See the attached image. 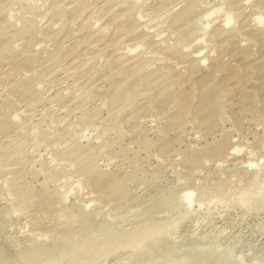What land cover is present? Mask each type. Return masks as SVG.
<instances>
[{"label": "rangeland", "instance_id": "rangeland-1", "mask_svg": "<svg viewBox=\"0 0 264 264\" xmlns=\"http://www.w3.org/2000/svg\"><path fill=\"white\" fill-rule=\"evenodd\" d=\"M48 1L7 0L5 3L6 0H0V155L3 158L7 156L6 162L5 158L0 160V177H3L0 178V250L4 257L8 256L9 259L22 255L31 247L29 241L36 236L39 245H45L53 244L52 237H57L62 231L74 233L79 230L78 221L83 219V214L94 215L91 220V232L102 231L110 224L116 225L117 221H112L115 217H121V223L130 218L135 222L145 218L148 213L155 212L157 221L161 218L164 221L167 218L168 221H159V227L162 224L164 227L153 230L157 235L149 239L151 242H147L148 235L141 236L135 247L129 245L126 250L122 247L110 252L112 254L107 252L103 258L100 257L90 264H169L184 254L191 255L189 259H199V256L210 253L211 250L216 255L218 253L226 256L237 251L236 257L230 255L236 262L239 256H242L241 259H250L257 253V249L264 248V1L73 0L66 2L65 10L62 6L51 9L54 6L52 3L55 4L59 0ZM257 4L262 6V9L255 8ZM35 6L45 7L42 8L44 11L50 9L52 12L49 10L50 14L41 15L36 12ZM95 6L100 7L98 14L92 13ZM55 11L58 14L53 13ZM61 12L65 19L62 18ZM58 16L61 21L57 19ZM89 16L91 20L86 19L90 18ZM52 17L54 21L51 26ZM4 21H10L11 25L10 22L7 25ZM110 21L111 24H108ZM54 23L57 25L54 26ZM58 25L61 27H57ZM51 27L55 28V31H51ZM21 30L25 31L24 34ZM231 30L235 32L229 33ZM1 40L4 41L3 45ZM11 45H15V49ZM149 54H153V57H149ZM89 58L93 60L90 61ZM26 60L28 62H25ZM37 83L39 87L35 85ZM36 96L38 99L34 98ZM117 107H120V110ZM35 115H39L38 118ZM7 116H10L9 119ZM52 143H55L56 147ZM85 154L86 157L93 154L96 163L87 164L84 160ZM77 158L82 160L84 165L81 169L74 167L72 170L70 166ZM107 174L110 176H106ZM111 187L119 188V191L110 193ZM161 191L170 192L171 196L164 192L163 195L168 199L163 198L161 201L164 197ZM157 194L161 197L158 195L156 198ZM35 208L36 210H33ZM62 212L67 214L68 220H57ZM57 225L60 227H56ZM114 228L123 230L121 225ZM241 242H245V245ZM238 246L246 248L243 247L242 250V247L239 249ZM141 247L146 248V251ZM248 247L252 249L249 250ZM248 259L246 260L249 261ZM245 261L238 263L248 264Z\"/></svg>", "mask_w": 264, "mask_h": 264}, {"label": "bare ground", "instance_id": "bare-ground-1", "mask_svg": "<svg viewBox=\"0 0 264 264\" xmlns=\"http://www.w3.org/2000/svg\"><path fill=\"white\" fill-rule=\"evenodd\" d=\"M32 1V0H31ZM36 1V0H35ZM40 1V0H39ZM44 1H48V0H44ZM55 1V0H54ZM67 1H73V0H59L58 2L56 1V3L55 4H53L52 3V5H54L53 6V8H51V9H55V8H57V7H59V6H62L63 8L62 9H66V7H67ZM105 2H106V0H104ZM128 1V0H127ZM150 1V0H149ZM192 1V0H191ZM198 1V0H197ZM204 1V0H203ZM264 1V0H263ZM2 2V1H1ZM11 2H13V1H11ZM49 2V1H48ZM76 2V1H75ZM103 2V1H102ZM105 2L103 3V4H105ZM111 2V1H110ZM123 2V1H122ZM167 2V1H166ZM175 2V1H174ZM182 2V1H181ZM187 2V1H186ZM202 2V1H201ZM4 3V1L2 2V4ZM5 3H7V0H6V2ZM36 3V2H35ZM66 3V4H65ZM121 3V2H120ZM125 3H127V2H125ZM152 3V2H151ZM170 3V2H169ZM194 3V2H193ZM238 3H240V2H238ZM37 4V3H36ZM42 4H44L43 2H42ZM45 4H46V2H45ZM74 4V3H73ZM76 4V3H75ZM114 4V3H113ZM163 4V3H162ZM167 4V3H166ZM171 4V3H170ZM169 4V5H170ZM174 4H176V2L174 3ZM177 4H179V3H177ZM188 4V3H187ZM201 4V3H200ZM204 4V3H203ZM202 4V5H203ZM237 4V3H236ZM258 4H260L259 2H258ZM258 4H257V6H255V8L256 7H258V9L259 8H261L262 9V6H258ZM263 4H264V2H263ZM33 5V4H32ZM40 5V4H39ZM108 5H109V3H108ZM107 5V6H108ZM112 5V4H111ZM123 5V4H122ZM153 5V4H152ZM155 5V4H154ZM160 5H161V3H160ZM168 5V6H169ZM172 5V4H171ZM184 5V4H183ZM192 5V4H191ZM16 6V5H15ZM14 6V7H15ZM22 6H24V5H22ZM37 6V5H36ZM35 6V8H36V12L38 11V13H40L41 15H46V14H50V11L52 12V10H50V9H48V8H46V9H48V10H46V11H44L43 9L45 8H43L42 6V8H38V7H36ZM71 6V5H70ZM103 6V5H102ZM114 6V5H113ZM119 6H121V5H119ZM118 6V7H119ZM146 6V5H145ZM157 6V5H156ZM182 6V5H181ZM190 6V5H189ZM6 7V6H5ZM18 7V6H17ZM31 7V6H30ZM49 7V6H48ZM104 7V6H103ZM136 7V6H135ZM134 7V8H135ZM161 7V6H160ZM164 7V6H163ZM173 7V6H172ZM171 7V8H172ZM194 7V6H193ZM205 7H206V4H205ZM244 7V6H243ZM242 7V8H243ZM27 8H29V7H27ZM34 8V9H35ZM114 8V7H113ZM157 8V7H156ZM165 8H167V7H165ZM245 8H246V6H245ZM264 8V7H263ZM5 9V11L7 10V8H4ZM13 9H15V8H13ZM25 9V8H24ZM61 9V8H60ZM100 9V7L98 6H95L94 7V9H92L93 11H92V13H97L98 12V10ZM102 9V8H101ZM105 9V8H104ZM106 9H107V7H106ZM118 9V8H117ZM116 8H115V10H117ZM120 9V8H119ZM132 9V8H131ZM136 9V8H135ZM144 9V8H143ZM154 9V8H153ZM158 9H159V7H158ZM184 9V8H183ZM186 9H187V6H186ZM189 9V8H188ZM196 9H197V7H196ZM222 9V8H221ZM248 9V8H247ZM260 9V10H261ZM21 10V9H20ZM26 10V9H25ZM28 10V9H27ZM50 10V11H49ZM110 10H111V8H110ZM114 10V9H113ZM124 10V9H123ZM134 10V9H133ZM140 10V9H139ZM146 10V9H145ZM167 10H169V8L167 9ZM185 10V9H184ZM193 10V9H192ZM245 10V9H244ZM254 10H257V9H254ZM2 11V10H1ZM5 11H4V14H5ZM11 11V10H10ZM9 11V12H10ZM30 11H31V9H30ZM34 10H33V8H32V12H33ZM54 11V10H53ZM60 11H62V10H60ZM129 11V10H128ZM131 11V10H130ZM158 11V10H157ZM160 11V10H159ZM183 11V10H182ZM187 11V10H186ZM257 11H259V10H257ZM8 12V13H9ZM21 12H22V10H21ZM57 12H59V10L57 11ZM56 11L55 12H53V13H57ZM62 12H64V11H62ZM62 12H61V14H62ZM66 12H68V11H66ZM114 12V11H113ZM112 12V13H113ZM136 12V11H135ZM141 12V11H140ZM142 12H143V10H142ZM164 12V11H163ZM166 12V11H165ZM189 12H190V10H189ZM189 12H188V14H189ZM192 12V11H191ZM246 12V11H245ZM14 13V12H13ZM16 13V12H15ZM26 13V12H25ZM75 13V12H74ZM91 13V14H92ZM127 13V12H126ZM125 13V14H126ZM187 13V12H186ZM185 13V14H186ZM194 13V12H193ZM192 13V14H193ZM3 14V15H4ZM27 14V13H26ZM29 14V13H28ZM58 14V13H57ZM90 14V15H91ZM94 14H93V17H94ZM98 14V13H97ZM118 14V13H117ZM133 14V13H132ZM148 14V13H147ZM147 14H145V15H147ZM157 14V13H156ZM165 14V13H164ZM164 14H162L161 13V15H164ZM181 14H183V13H181ZM7 15V14H6ZM6 15L4 16V17H6ZM24 15V14H23ZM37 15V14H36ZM56 15V14H55ZM54 14H53V16H55ZM69 15H71V14H69ZM109 15V14H108ZM124 15V14H123ZM144 15V14H143ZM160 15V16H161ZM28 16V15H27ZM26 16V17H27ZM61 16H63V14L61 15ZM111 16V15H110ZM132 16V15H131ZM135 16H136V13H135ZM182 16V15H181ZM183 16H185V15H183ZM187 16V15H186ZM192 16V15H191ZM212 16V15H211ZM253 16V15H252ZM14 17V16H13ZM32 17V16H31ZM30 17V18H31ZM36 17V16H35ZM74 17H76V16H74ZM90 17V16H89ZM91 17H92V15H91ZM91 17L90 18H86L87 20H91ZM126 17V16H125ZM129 17V16H128ZM127 17V18H128ZM142 17V16H141ZM214 17V16H213ZM8 18V17H7ZM54 18H56V17H54ZM61 18V17H60ZM62 18H64V16L62 17ZM95 18H96V16H95ZM110 18V17H109ZM114 18V17H113ZM132 18V17H131ZM138 18V17H137ZM184 18V17H183ZM188 18V17H187ZM210 18V17H209ZM46 19V18H45ZM50 19H53V17L52 18H50ZM57 19H59V16L57 17ZM57 19H55V20H57ZM65 19V18H64ZM94 19V18H93ZM107 19V18H106ZM120 19H121V17H120ZM133 19V18H132ZM8 20V19H7ZM38 20V19H37ZM41 20V19H40ZM60 21H61V19H59ZM117 20V19H116ZM116 20H114V21H116ZM125 20V19H124ZM127 20H129V19H127ZM126 20V21H127ZM141 20V19H140ZM144 20V19H143ZM172 20V19H171ZM180 20L182 21V19L180 18ZM230 20V19H229ZM264 20V19H263ZM11 21H13V20H11ZM41 21H43V20H41ZM40 21V22H41ZM54 21V19L51 21V26H52V22ZM66 21V20H65ZM119 21V20H118ZM132 21V20H131ZM176 21V20H175ZM179 21V20H178ZM227 21V20H226ZM2 22V21H1ZM4 22H6L7 23V25H8V22H10V21H4ZM18 22V21H17ZM63 22H64V20H63ZM104 22V21H103ZM117 22V21H116ZM121 22V21H120ZM138 22V21H137ZM189 22V21H188ZM187 22V23H188ZM207 21L205 20V23H206ZM259 22H260V20H259ZM6 23H4L5 24V26L4 27H6ZM47 23V22H46ZM66 23V22H65ZM127 23H128V21H127ZM139 23H140V21H139ZM164 23H166V22H164ZM177 23V22H176ZM217 23V22H216ZM226 23V22H225ZM264 23V22H263ZM10 25H11V22L9 23ZM13 24V23H12ZM20 24V23H19ZM41 24H42V22H41ZM55 24L57 25V23H54V26H55ZM72 24V23H71ZM103 24V23H102ZM108 24H111V21H110V23H108ZM115 24V23H114ZM144 24H145V22H144ZM180 24V23H179ZM230 24V23H229ZM16 25V24H15ZM47 25V24H46ZM60 25V24H59ZM57 26V27H61V26ZM64 25V24H63ZM84 25V24H83ZM98 25V24H97ZM101 25V24H100ZM127 25V24H126ZM139 25V24H138ZM189 25H192V24H190L189 23ZM188 25V26H189ZM208 25V24H207ZM0 26H2V24L0 23ZM22 26V25H21ZM53 26V27H54ZM69 26V25H68ZM71 26V25H70ZM125 26V25H124ZM142 26V25H141ZM169 26H171V25H169ZM185 26V25H184ZM195 26V25H194ZM230 26V25H229ZM25 27H27V26H25ZM31 27V26H30ZM29 27V28H30ZM35 27H36V24H35ZM34 27V28H35ZM95 27H97V26H95ZM122 27V26H121ZM143 27H144V25H143ZM168 27V26H167ZM192 27V26H191ZM227 27V26H226ZM233 27V26H232ZM236 27V26H235ZM263 27V26H262ZM9 28V27H8ZM28 28V27H27ZM67 28H69V27H67ZM79 28V27H78ZM140 28V27H139ZM173 28H174V26H173ZM175 28H177V27H175ZM228 28V27H227ZM3 29V28H2ZM20 29V28H19ZM21 29H24L23 27H21ZM50 29V28H49ZM52 29L55 31V28H52L51 27V31H52ZM180 29V28H179ZM192 29V28H191ZM190 29V30H191ZM234 29H236V28H234ZM10 30V29H9ZM8 30V31H9ZM25 30H26V28H25ZM35 30V29H34ZM37 30V29H36ZM75 30H77V28L75 29ZM79 30V29H78ZM85 30V29H84ZM114 30V29H113ZM116 30V29H115ZM120 30V32H121V29H119ZM118 30V31H119ZM137 30V29H136ZM135 30V31H136ZM144 30V29H143ZM167 30H169V29H167ZM221 30H222V27H221ZM228 30V29H227ZM226 30V31H227ZM3 31H5V30H3ZM23 31L24 30H21V32L23 33ZM26 31H28V29L26 30ZM40 31V30H39ZM42 31H43V29H42ZM56 31H57V29H56ZM82 31V30H81ZM87 31V30H86ZM112 31V30H111ZM145 31V30H144ZM176 31V30H175ZM224 31V30H223ZM5 32H7V31H5ZM25 32V31H24ZM29 32H30V30H29ZM36 32V31H35ZM62 32V31H61ZM75 32V31H74ZM79 32V31H78ZM77 32V33H78ZM85 32V31H84ZM93 32V31H92ZM106 32V31H105ZM146 32V31H145ZM233 32H235V30H231L229 33H232L233 34ZM12 33V32H11ZM38 34H39V32H37ZM43 33V32H42ZM119 33V32H118ZM171 33V32H170ZM189 33V32H188ZM194 33V32H193ZM192 33V34H193ZM196 33V32H195ZM227 33V32H226ZM229 33H228V35H229ZM2 34V33H1ZM8 33H6L5 35H7ZM24 34V33H23ZM27 34H28V32H27ZM33 34H34V32H33ZM37 34V35H38ZM51 34H53V33H51ZM111 34V33H110ZM124 34V33H123ZM191 34V33H190ZM197 34V33H196ZM262 34V33H261ZM2 35H4V34H2ZM11 35V34H10ZM13 35V34H12ZM17 35V34H16ZM26 35V34H25ZM41 35V34H40ZM78 35V34H77ZM76 35V36H77ZM119 35H121V33L119 34ZM136 35V34H135ZM1 36V35H0ZM8 36V35H7ZM14 36V35H13ZM21 36H24V35H21ZM31 36V35H30ZM56 36V35H55ZM59 36V35H58ZM151 36V35H150ZM174 36V35H173ZM193 36V35H192ZM259 36H260V34H259ZM26 37V36H25ZM43 37H44V35H43ZM114 37V36H113ZM134 37V36H133ZM228 37V36H227ZM260 37H262V36H260ZM260 37H258V38H260ZM1 38V37H0ZM14 38V37H13ZM12 38V39H13ZM30 38V37H29ZM38 38V37H37ZM37 38H35V39H37ZM94 37H92V39H93ZM131 38H132V36H131ZM149 38V37H148ZM166 38V37H165ZM191 38V37H190ZM223 38V37H222ZM224 38H226L225 37V35H224ZM6 39H7V37H6ZM9 39V38H8ZM14 39H16V37L14 38ZM56 39V38H55ZM55 39H53V41L52 42H54L55 41ZM95 39V38H94ZM100 39V38H99ZM113 39V38H112ZM123 39H124V37H123ZM139 39V38H138ZM193 39H194V37H193ZM197 39V38H196ZM242 39V38H241ZM28 40H30V39H28ZM38 40V39H37ZM42 40H43V38H42ZM50 40V39H49ZM48 40V41H49ZM73 40V39H72ZM91 40V39H90ZM101 40L103 41V38H101ZM125 40V39H124ZM143 40H144V38H143ZM147 40V39H146ZM145 40V41H146ZM162 40H163V38H162ZM237 40V39H236ZM14 41H16V40H14ZM20 41V40H19ZM18 41V42H19ZM36 41V40H35ZM39 41V40H38ZM46 41V40H45ZM93 41V40H92ZM100 41V40H99ZM101 41V42H102ZM113 41H114V39H113ZM122 40H120V42H121ZM125 41H127V40H125ZM152 40H150V42H151ZM161 41V40H160ZM7 42V41H6ZM9 42V41H8ZM22 42H24V41H22ZM27 42V41H26ZM25 42V43H26ZM29 42V41H28ZM37 42V41H36ZM44 42V41H43ZM52 42H50V43H52ZM90 42V41H89ZM133 42V41H132ZM136 42V40L133 42V43H135ZM140 42V41H139ZM166 42V41H165ZM170 42V41H169ZM2 43H4V41L2 42V40H1V44ZM12 43L14 44V43H16V42H13L12 41ZM39 43V42H38ZM50 43H49V45H50ZM77 43V42H76ZM76 43H74V45L76 44ZM80 43V42H79ZM117 43V42H116ZM142 43V42H141ZM152 43V42H151ZM161 43V42H160ZM159 43V44H160ZM166 43H168V42H166ZM165 43V44H166ZM179 43H181L180 42V40H179ZM200 43H201V41H200ZM241 43V42H240ZM248 43V42H247ZM17 44V43H16ZM53 44V43H52ZM64 44V43H63ZM89 44V43H88ZM121 43H119V45H120ZM138 44V43H137ZM137 44H136V46H137ZM143 44V43H142ZM152 44H154V43H152ZM158 44V45H159ZM204 44V43H203ZM3 45V44H2ZM20 45V44H19ZM29 45V44H28ZM37 45V44H36ZM39 45V44H38ZM43 45V44H42ZM48 45V46H49ZM58 45V44H57ZM87 45V44H86ZM92 45V44H91ZM90 45V46H91ZM128 45V44H127ZM146 45V44H145ZM144 45V46H145ZM158 45H157V47H158ZM179 45V44H178ZM210 45V44H209ZM243 45H244V43H243ZM6 46H8V45H6ZM5 46V47H6ZM15 46V45H14ZM13 46V47H14ZM83 46V45H82ZM134 46V45H133ZM139 46V45H138ZM160 46V45H159ZM186 46V45H185ZM204 46H205V44H204ZM11 47H12V45H11ZM12 47V48H13ZM17 47H18V45H17ZM24 47V46H23ZM32 47V46H31ZM31 47H30V49H31ZM34 47V46H33ZM33 47H32V49H33ZM38 47H40V46H38ZM53 47V46H52ZM59 47V46H58ZM79 47H80V45H79ZM93 47V46H92ZM109 47V46H108ZM122 47H124V46H122ZM173 47H176V46H173ZM182 47H183V45H182ZM187 47V46H186ZM188 47H190V46H188ZM241 47V46H240ZM7 48V47H6ZM9 48V47H8ZM21 48V47H20ZM27 48V47H26ZM29 48V47H28ZM36 48H37V46H36ZM81 48V47H80ZM84 48V47H83ZM87 48V47H86ZM91 48V47H90ZM136 48V47H135ZM162 48H163V46H162ZM169 48H171L172 49V47H169ZM177 48V47H176ZM180 48V47H179ZM191 48V47H190ZM4 49V48H3ZM14 49H15V47H14ZM14 49H13V51H14ZM29 49V50H30ZM34 49H35V47H34ZM41 49V48H40ZM82 49V48H81ZM155 51L157 50V49H155V48H153ZM175 49V48H174ZM185 49V48H184ZM186 49H188V48H186ZM226 49V48H225ZM7 50V49H6ZM10 50V49H9ZM8 50V51H9ZM12 50V49H11ZM28 50V51H29ZM37 50V49H36ZM79 50V49H78ZM97 50H99L98 48H97ZM135 50V49H134ZM134 50L132 51L133 52V54H134ZM144 50V49H143ZM152 50V49H151ZM153 50V51H154ZM223 50V49H222ZM227 50V49H226ZM7 51V52H8ZM26 51V50H25ZM24 51V52H25ZM73 51V50H72ZM136 51V50H135ZM171 51V50H170ZM184 51V50H183ZM189 51V50H188ZM191 51V50H190ZM189 51V52H190ZM214 51V50H213ZM212 51V52H213ZM1 52V51H0ZM31 51H29V53H30ZM54 52V51H53ZM86 52V51H85ZM167 52V51H166ZM186 52H187V50H186ZM204 52V51H203ZM14 53V52H13ZM27 53V52H26ZM77 53V52H76ZM115 53V52H114ZM122 53V52H121ZM148 53V52H147ZM153 53V52H152ZM184 53V52H183ZM214 53V52H213ZM3 54V53H2ZM55 54V53H54ZM65 54V53H64ZM162 54V53H161ZM21 55V54H20ZM27 55V54H26ZM29 55V54H28ZM27 55V56H28ZM35 55V54H34ZM33 55V56H34ZM113 55V54H112ZM122 55V54H121ZM137 55V54H136ZM146 55V54H145ZM144 55V56H145ZM151 54H149L148 56L149 57H153L152 55L150 56ZM171 55V54H170ZM196 55V54H195ZM195 55H194V57H195ZM211 56H212V54H210ZM214 55V54H213ZM23 56V55H22ZM25 56V55H24ZM30 56V55H29ZM45 56V55H44ZM43 55H42V57H44ZM143 56V57H144ZM154 56H156V54L154 55ZM191 56V55H190ZM26 57V56H25ZM56 57V56H55ZM60 57V56H59ZM137 57H138V55H137ZM196 57H197V55H196ZM30 58H32V57H30ZM53 58V57H52ZM95 58V57H94ZM111 58H113V57H111ZM115 58V57H114ZM135 58H136V56H135ZM142 58V57H141ZM145 58V57H144ZM186 58V57H185ZM216 58V57H215ZM19 59V58H18ZM45 59H47V58H43V60H45ZM57 59V58H56ZM75 59V58H74ZM78 59V58H77ZM81 59V58H80ZM79 59V60H80ZM134 59V58H133ZM147 59V58H146ZM145 59V60H146ZM152 59V58H151ZM190 59V58H189ZM189 59H187V60H189ZM197 59V58H196ZM30 59H28V61H29ZM60 60H61V58H60ZM89 60L90 61H92L91 60V58H89ZM111 60H113V59H111ZM137 60V59H136ZM153 60V59H152ZM157 60V59H156ZM193 60V59H192ZM200 60V59H199ZM27 60L25 61V62H28ZM50 61V60H49ZM51 61H52V59H51ZM57 61V60H56ZM89 61V62H90ZM135 61V60H134ZM14 62V61H13ZM18 62L19 61H17V65H18ZM73 62H75V61H73ZM78 62V61H77ZM88 62V61H87ZM88 62V63H89ZM116 62V61H115ZM138 62V61H137ZM146 62L148 63L149 61H147L146 60ZM196 62V61H195ZM198 62V61H197ZM202 62V61H201ZM205 62V61H204ZM8 63V62H7ZM23 63V62H22ZM21 63V66L23 65ZM49 64H52V62L50 63V62H48ZM70 63V62H69ZM91 63V62H90ZM89 63V64H90ZM190 63V62H189ZM206 63V62H205ZM35 64V63H34ZM38 64H40V63H38ZM47 64V63H46ZM75 64V63H74ZM77 64V63H76ZM83 64V63H82ZM89 64L87 65V66H89ZM149 64V63H148ZM168 64V63H167ZM176 64V63H175ZM198 63H196V65H197ZM202 64H204L203 62H202ZM20 65V64H19ZM55 65H57V63H55ZM92 65H94V64H92ZM127 65V64H126ZM137 65V64H136ZM136 65H134V66H136ZM143 65V64H142ZM144 65L147 67V65L144 63ZM143 65V66H144ZM14 66V65H13ZM16 66V65H15ZM78 66V65H77ZM129 66V65H128ZM127 66V67H128ZM201 66V65H200ZM2 67H3V65H2ZM82 67V66H81ZM125 67V66H124ZM130 67H131V63H130ZM179 67H181V66H179ZM184 67V66H183ZM52 68V67H51ZM50 68V69H51ZM55 68H57V66L55 67ZM60 68V67H59ZM76 68V67H75ZM91 68V67H90ZM132 68V67H131ZM130 68V69H131ZM144 69H145V67H143ZM8 69H9V67H8ZM7 69V70H8ZM16 69V68H15ZM46 69V68H45ZM48 69V68H47ZM84 69H85V67H84ZM83 69V70H84ZM87 69H88V67H87ZM105 69V68H104ZM124 69V68H123ZM134 69V68H133ZM139 69V68H138ZM142 68H140L139 70H141ZM147 69V68H146ZM159 69V68H158ZM49 70V69H48ZM54 70V69H53ZM52 70V71H53ZM89 70V69H88ZM120 70V69H119ZM156 70H157V68H156ZM176 70H178V68L176 69ZM186 70V69H185ZM6 71V70H5ZM16 71V70H15ZM18 71V70H17ZM23 70H21V72H22ZM38 71H39V69H38ZM51 71V72H52ZM90 71V70H89ZM99 71V70H98ZM132 71V70H131ZM130 71V72H131ZM146 71V70H145ZM159 71H160V69H159ZM13 72H14V70H13ZM20 72V71H19ZM20 72V73H21ZM28 72V71H27ZM33 72V71H32ZM59 72V71H58ZM84 72H86V71H84ZM88 72V71H87ZM97 72V71H96ZM101 72V71H100ZM115 72V71H114ZM123 72H124V70H123ZM125 72H126V70H125ZM155 72H157V71H155ZM155 72H153V74L155 73ZM3 73V72H2ZM12 73V72H11ZM30 73V72H29ZM35 73V72H34ZM37 73V72H36ZM90 73H92V72H90ZM95 73V72H94ZM117 73V72H116ZM120 73V72H119ZM119 73H117V74H119ZM121 73H122V71H121ZM127 73H129V72H127ZM127 73H126V75H127ZM24 74V73H23ZM32 74V73H31ZM30 74V75H31ZM46 74V73H45ZM77 74V73H76ZM123 74V73H122ZM125 74V73H124ZM134 74V73H133ZM148 74V73H147ZM156 74V73H155ZM1 75V74H0ZM9 75V74H8ZM60 75V74H59ZM86 76H88L87 74H85ZM149 75V74H148ZM147 75V76H148ZM167 75V74H166ZM25 76H28V75H25ZM46 76V75H45ZM85 76V77H86ZM90 76V75H89ZM122 76V75H121ZM134 76H135V74H134ZM8 77H10V76H8ZM58 77V76H57ZM84 77V76H83ZM84 77V78H85ZM127 77V76H126ZM132 77H133V75H132ZM136 77V76H135ZM138 77V76H137ZM150 77V76H149ZM43 78H45V77H43ZM52 78V77H51ZM88 78V77H87ZM159 78V77H158ZM37 79V78H36ZM93 79V78H92ZM125 79V78H124ZM131 79V78H130ZM134 79V78H133ZM138 79V78H137ZM163 79V78H162ZM165 79V78H164ZM167 79V78H166ZM165 79V80H166ZM11 80V79H10ZM18 80V79H17ZM132 80V79H131ZM131 80H130V82H131ZM136 80V79H135ZM141 80V79H140ZM140 80H138L139 82H141ZM145 80V79H144ZM157 80V79H156ZM23 81H25V80H23ZM28 81V80H27ZM33 81V80H32ZM104 81V80H103ZM114 81V80H113ZM137 81V82H138ZM16 82V81H15ZM39 82H40V80H39ZM89 82H91V81H89ZM89 82H87V84L89 83ZM93 82V81H92ZM126 82V81H125ZM124 82V83H125ZM129 82V81H128ZM145 82H147L146 80H145ZM154 82V81H153ZM170 82V81H169ZM35 83V82H34ZM48 83V82H47ZM131 83H133V82H131ZM166 83V82H165ZM171 83V82H170ZM31 84V83H30ZM90 84V83H89ZM141 84V83H140ZM139 84V85H140ZM7 85V84H6ZM12 85V84H11ZM35 85H38V87L40 86L38 83L37 84H35ZM47 85H49V84H47ZM109 84H107V86H108ZM111 85V84H110ZM141 85H143V84H141ZM154 85V84H153ZM168 85V84H167ZM174 85V84H173ZM29 86H31V85H29ZM54 86V85H53ZM112 86V85H111ZM137 86H138V84H137ZM7 87V86H6ZM35 87V86H34ZM81 87V86H80ZM95 87V86H94ZM127 87V86H126ZM125 87V88H126ZM136 87V86H135ZM15 88V87H14ZM13 88V89H14ZM21 88V87H20ZM23 88H24V86H23ZM49 88V87H48ZM166 88V87H165ZM174 88V87H173ZM5 89V88H4ZM37 89V88H36ZM75 89V88H74ZM116 89H117V87H116ZM121 89V88H120ZM168 89V88H167ZM216 89V88H215ZM10 90V89H9ZM12 90V89H11ZM18 90H19V88H18ZM17 90V91H18ZM80 90H81V88H80ZM91 90V89H90ZM142 90V89H141ZM169 90V89H168ZM16 91V92H17ZM23 91V90H22ZM49 91V90H48ZM75 91V90H74ZM119 91V90H118ZM3 92V91H2ZM19 92H21V91H19ZM31 92V91H30ZM43 92V91H42ZM45 92H47V91H45ZM83 92V91H82ZM142 92V91H141ZM122 93H123V91H122ZM170 93V92H169ZM22 94H23V92H22ZM31 94V93H30ZM29 94V95H30ZM75 94H76V92H75ZM79 94H80V92H79ZM116 94V93H115ZM155 94V93H154ZM160 94V93H159ZM2 95V94H1ZM5 95H6V93H5ZM8 95H9V92H8ZM13 95V94H12ZM114 95V94H113ZM125 95V94H124ZM147 95V94H146ZM4 96V95H3ZM10 96V95H9ZM9 96H7V97H9ZM25 96V95H24ZM33 96V95H32ZM128 96V95H127ZM28 98H29V96H28ZM34 98H37V96L36 97H34ZM46 98V97H45ZM114 98V97H113ZM30 99V98H29ZM38 99V98H37ZM36 99V100H37ZM59 99V98H58ZM112 99V98H111ZM126 98H124V100H125ZM12 100H13V98H12ZM17 100V99H16ZM79 100V99H78ZM82 100V99H81ZM87 100V99H86ZM165 100V99H164ZM25 101V100H24ZM34 101V100H33ZM42 101V100H41ZM88 101V100H87ZM111 101V100H110ZM110 101H109V103H110ZM166 101H167V99H166ZM45 102V101H44ZM74 102V101H73ZM79 102V101H78ZM83 102H84V100H83ZM112 102V101H111ZM169 102H170V100H169ZM46 103V102H45ZM108 103V104H109ZM132 103V102H131ZM17 104V103H16ZM15 104V105H16ZM44 104V103H43ZM92 104V103H91ZM100 104V103H99ZM105 104V103H104ZM107 104V105H108ZM111 104V103H110ZM113 104H114V102H113ZM116 104V103H115ZM118 104V103H117ZM124 104V103H123ZM126 104H128V103H126ZM125 104V105H126ZM6 105V104H5ZM32 105V104H31ZM35 105V104H34ZM62 105V104H61ZM87 105V104H86ZM101 105V104H100ZM121 105V104H120ZM132 105V104H131ZM168 105H169V103H168ZM19 106V105H18ZM85 106V105H84ZM102 106V105H101ZM118 106V105H117ZM121 106H123V105H121ZM42 107V106H41ZM55 107V106H54ZM66 107V106H65ZM71 107V106H70ZM124 107V106H123ZM126 107V106H125ZM165 107V106H164ZM173 107V106H172ZM7 108V107H6ZM26 108V107H25ZM35 108V107H34ZM63 108H64V105H63ZM105 108V107H104ZM108 109H109V107H107ZM118 108V110H120L119 108L120 107H117ZM130 108V107H129ZM132 108V107H131ZM193 108V107H192ZM14 109V108H13ZM32 109H33V107H32ZM36 109V108H35ZM68 109V108H67ZM70 109V108H69ZM98 109V108H97ZM140 109V108H139ZM26 110V109H25ZM30 110V109H29ZM41 110H42V108H41ZM74 110V109H73ZM104 110V109H103ZM130 110V109H129ZM128 110V111H129ZM7 111H9V110H7ZM67 111V110H66ZM108 111V110H107ZM109 111H110V109H109ZM159 111V110H158ZM16 112V111H15ZM54 112V111H53ZM62 112V111H61ZM68 112V111H67ZM78 112V111H77ZM8 113V112H7ZM22 113V112H21ZM33 113V112H32ZM64 113H66V112H64ZM69 113V112H68ZM109 113V112H108ZM40 114V113H39ZM78 114V113H77ZM121 114H122V112H121ZM24 115H25V113H24ZM53 115V114H52ZM54 115H56V114H54ZM71 115H73V114H71ZM109 115H111V114H109ZM115 115V114H114ZM113 115V116H114ZM1 116V115H0ZM6 116V115H5ZM36 116V115H35ZM39 116V115H38ZM38 116H36L37 118H38ZM81 116V115H80ZM118 116V115H117ZM8 117V116H7ZM10 117V116H9ZM9 117H8V119H9ZM25 117V116H24ZM70 117V116H69ZM77 117V116H76ZM85 117H87V116H85ZM94 117V116H93ZM122 117V116H121ZM130 117V116H129ZM133 117V116H132ZM137 117V116H136ZM12 118V117H11ZM14 118H15V116H14ZM13 118V119H14ZM18 118V117H17ZM16 118V119H17ZM26 118V117H25ZM71 118V117H70ZM91 118H92V116H91ZM90 118V119H91ZM112 118V117H111ZM119 118V117H118ZM131 118V117H130ZM4 119H6V118H4ZM76 119V118H75ZM82 119V118H81ZM108 119V118H107ZM132 119V118H131ZM130 119V120H131ZM135 119V118H134ZM1 120V119H0ZM118 120V119H117ZM203 120V119H202ZM13 121H15V120H13ZM25 121V120H24ZM63 121H64V119H63ZM77 121V120H76ZM2 122H3V120H2ZM5 122V121H4ZM106 122V121H105ZM14 123V122H13ZM16 123H17V121H16ZM24 123V122H23ZM68 123V122H67ZM70 123V122H69ZM76 123V122H75ZM107 123H109V122H107ZM174 123V122H173ZM8 124V123H7ZM22 124V123H21ZM28 124V123H27ZM59 124V123H58ZM71 124V123H70ZM105 124V123H104ZM2 125H4V124H2ZM9 125H11V124H9ZM62 125V124H61ZM125 125V124H124ZM18 125H16V128H18L17 127ZM73 126V125H72ZM83 126V125H82ZM109 126V125H108ZM2 127V126H1ZM0 127V128H1ZM10 127V126H9ZM14 127V126H13ZM27 127V126H26ZM39 127V126H38ZM61 127V126H60ZM64 127V126H63ZM121 127V126H120ZM22 128V127H21ZM24 128V127H23ZM41 128V127H40ZM107 128V127H106ZM105 128V129H106ZM11 129V128H10ZM58 129V128H57ZM64 129V128H63ZM86 129H87V127H86ZM23 130H25V129H23ZM22 130V131H23ZM47 130V129H46ZM49 130V129H48ZM51 130V129H50ZM140 130V129H139ZM0 131L2 132V130L0 129ZM18 131V130H17ZM20 131V130H19ZM42 131V130H41ZM80 131V130H79ZM85 131V130H84ZM83 130H82V132H84ZM110 131H112V130H110ZM5 131H3V133H4ZM14 132V131H13ZM25 132V131H24ZM57 132V131H56ZM65 132H67V131H65ZM81 132V133H82ZM116 132V131H115ZM6 133V132H5ZM4 133V134H5ZM23 133V132H22ZM26 133V132H25ZM34 133V132H33ZM54 133H55V131H54ZM73 133V132H72ZM80 133V135H82ZM125 133V132H124ZM14 134V133H13ZM41 134V133H40ZM39 134V135H40ZM86 134V133H85ZM184 134V133H183ZM1 135H3V134H1ZM25 135V134H24ZM34 135V134H33ZM54 135V134H53ZM53 135H51V136H53ZM58 135V134H57ZM84 135V134H83ZM178 135V134H177ZM5 136V135H4ZM3 136V137H4ZM9 136H10V134H9ZM19 136H21V135H19ZM69 136V135H68ZM75 136V135H74ZM73 136V137H74ZM17 137V136H16ZM16 137H14V138H16ZM22 137V136H21ZM24 137V136H23ZM22 137V138H23ZM47 137V136H46ZM50 137V136H49ZM49 137H47V138H49ZM61 137V136H60ZM77 137V136H76ZM166 137V136H165ZM10 138V137H9ZM37 138V137H36ZM102 138V137H101ZM115 138V137H114ZM5 139V138H4ZM8 139V138H7ZM19 139H20V137H19ZM31 139V138H30ZM51 139L53 140L54 138H52L51 137ZM56 139V138H55ZM72 140H73V138H71ZM11 140V139H10ZM50 140V139H49ZM59 140H61V139H59ZM68 140H69V137H68ZM79 140V139H78ZM81 140V139H80ZM87 140V139H86ZM101 140V139H100ZM117 140V139H116ZM6 141V140H5ZM76 141V140H75ZM6 142H8V140L6 141ZM59 142H61V141H59ZM68 142V141H67ZM77 142V141H76ZM79 142V141H78ZM9 143V142H8ZM15 143V142H14ZM22 143V142H21ZM28 143V142H27ZM57 143V142H56ZM5 144V143H4ZM3 144V145H4ZM13 144V143H12ZM17 144V143H16ZM26 144V143H25ZM37 144V143H36ZM53 144V143H52ZM51 144V145H52ZM55 144V143H54ZM53 144V145H54ZM74 144V143H73ZM105 144V143H104ZM2 145V144H1ZM14 145V144H13ZM30 145V144H29ZM51 145H49V146H51ZM52 145V146H53ZM60 145V144H59ZM16 147H17V145H15ZM55 147H56V145H54ZM63 146V145H62ZM65 146V145H64ZM114 146V145H113ZM3 147V146H2ZM1 147V148H2ZM28 147H30V146H28ZM66 147V146H65ZM6 148V147H5ZM13 148H14V146H13ZM31 148H33V147H31ZM59 148V147H58ZM63 148V147H62ZM73 148V147H72ZM92 148V147H91ZM8 149H10V148H8ZM46 149H49V148H46ZM85 149H87L86 147H85ZM1 150H4V149H1ZM20 150V148H18V151ZM31 150V149H30ZM53 150V149H52ZM82 150V149H81ZM113 150V149H112ZM129 150V149H128ZM16 151H17V149H16ZM17 151V152H18ZM48 151V150H47ZM57 151V150H56ZM6 152V151H5ZM12 152V151H11ZM14 155H15V149H14ZM17 152H16V154H17ZM20 152V151H19ZM18 152V153H19ZM23 152V151H22ZM25 152V151H24ZM23 152V153H24ZM83 152V151H82ZM87 152H88V150H87ZM94 152V151H93ZM114 152V151H113ZM51 153V152H50ZM58 153V152H57ZM65 153V152H64ZM70 153V152H69ZM75 153V152H74ZM81 153V152H80ZM79 153V154H80ZM85 153V152H84ZM13 154V153H12ZM19 154H21V153H19ZM66 154V153H65ZM91 154V153H90ZM6 155H8V153L6 154ZM53 155V154H52ZM56 155V154H55ZM66 155H68V154H66ZM89 155V154H88ZM87 155V156H88ZM93 155V154H92ZM88 156V157H86V154L84 155L85 156V158H84V160H85V162L87 163V162H95L96 163V158H94L93 159V156ZM95 155V154H94ZM109 155H110V153H109ZM4 156H5V154H4ZM16 156V155H15ZM61 156V155H60ZM74 156H75V154H74ZM77 156H78V154H77ZM81 156V155H80ZM83 156V155H82ZM9 157H10V155H9ZM53 157V156H52ZM1 158L2 159H4L5 160V162H6V158H7V156L6 157H2L1 155H0V160H1ZM13 159H15V158H17V156L14 158V156L12 157ZM56 158V157H55ZM64 158V157H63ZM68 158V157H67ZM72 158V157H71ZM79 158H81V157H79ZM79 158H77V159H75V161H73V164L70 166V167H72V170H73V168L75 167V168H77V167H79L80 169L83 167V165H84V163H83V161L82 160H80ZM110 158V157H109ZM79 159V160H78ZM50 160V159H49ZM54 160V159H53ZM57 160V159H56ZM94 160V161H93ZM58 161V160H57ZM7 162H9V161H7ZM10 162H11V160H10ZM13 162V161H12ZM15 162V161H14ZM19 162V161H18ZM50 162H51V160H50ZM53 162V161H52ZM111 162H113L112 160H111ZM110 162V163H111ZM126 162V161H125ZM0 163H1V161H0ZM3 163V162H2ZM16 163V162H15ZM26 163V162H25ZM58 163V162H57ZM95 163H94V165H95ZM8 164V163H7ZM14 164V163H13ZM54 164V163H53ZM52 164V165H53ZM55 164H56V161H55ZM88 164V163H87ZM100 164V163H99ZM102 164V163H101ZM18 165V164H17ZM97 165V164H96ZM129 165V164H128ZM1 166H3V165H1ZM26 166V165H25ZM43 166V165H42ZM112 166V165H111ZM125 166V165H124ZM16 167V166H15ZM14 167V168H15ZM18 167V166H17ZM20 167V166H19ZM50 167V166H49ZM54 167V166H53ZM120 167H122V166H120ZM1 168V167H0ZM57 168H59L58 166H57ZM95 168H96V166H95ZM97 168H99V167H97ZM10 169V168H9ZM18 169V168H17ZM28 169V168H27ZM43 169V168H42ZM70 169V168H69ZM88 169V168H87ZM109 169V168H108ZM119 169V168H118ZM122 169H124V168H122ZM4 170H5V168H4ZM10 170H12V169H10ZM15 170V169H14ZM45 170V169H44ZM91 170V169H90ZM90 170H89V172H90ZM53 171V170H52ZM93 171V170H92ZM96 171V170H95ZM100 170H98V172H99ZM28 172V171H27ZM46 172V171H45ZM59 172V171H58ZM12 173V172H11ZM51 173V172H50ZM49 173V174H50ZM100 173V172H99ZM104 173H106L105 171H104ZM43 174V173H42ZM48 174V175H49ZM62 174H63V171H62ZM69 174V173H68ZM71 174V173H70ZM84 174H86V173H84ZM89 174V173H88ZM87 174V175H88ZM101 175L103 174V173H100ZM23 175V174H22ZM82 175H83V173H82ZM104 175V174H103ZM110 175H113V174H111L110 173ZM109 174H107L106 176H110ZM1 176V175H0ZM9 176V175H8ZM25 176H26V174H25ZM96 176V175H95ZM99 176V175H98ZM23 177V176H22ZM33 177V176H32ZM87 177V179H88V176H86ZM94 177V176H93ZM118 177V176H117ZM1 178V177H0ZM3 178V177H2ZM1 178V179H2ZM5 178V177H4ZM13 178V177H12ZM28 178V177H27ZM70 178V177H69ZM85 178V177H84ZM98 178V177H97ZM105 178V177H104ZM35 179V178H34ZM39 179V178H38ZM81 179V178H80ZM59 180V179H58ZM70 180V179H69ZM10 181V180H9ZM64 181V180H63ZM0 182H2V181H0ZM11 182V181H10ZM9 182V183H10ZM49 182H52V181H49ZM61 183H62V181H60ZM110 182V181H109ZM4 183V182H3ZM14 183V182H13ZM23 183V182H22ZM29 183V182H28ZM27 183V184H28ZM11 184V183H10ZM38 184V183H37ZM41 184V183H40ZM39 184V185H40ZM54 184V183H53ZM59 184V183H58ZM16 185V184H15ZM13 186H14V184H13ZM12 186V187H13ZM17 186V185H16ZM42 186V185H41ZM46 186H48V185H46ZM23 187V186H22ZM32 187H34V186H32ZM53 187V186H52ZM42 188V187H41ZM43 188H44V186H43ZM169 188V187H168ZM2 189V188H1ZM34 189H35V187H34ZM170 189V188H169ZM173 189V188H172ZM33 189H31V191H32ZM52 190V189H51ZM109 190H110V193H112V192H118L119 191V188H109ZM36 191V190H35ZM58 191V190H57ZM170 191V190H169ZM2 192V191H1ZM161 192H163V191H161ZM160 192V193H161ZM165 192V194H170V192L172 193V191H170V192H168V193H166V191H164ZM164 192L161 194L162 196H164V197H162V199H161V201H163V198H165L166 200L168 199V198H166L165 197V195H163L164 194ZM38 193V192H37ZM57 193V192H56ZM158 193V192H157ZM19 194V193H18ZM40 194V193H39ZM43 194V193H42ZM53 194H54V192H53ZM11 195V194H10ZM57 195H59V194H57ZM158 195H160V194H157V196H156V198L158 197ZM161 195H160V197H161ZM41 196V195H40ZM55 196V195H54ZM101 196H103V195H101ZM109 196V195H108ZM168 196V195H167ZM170 196H171V194H170ZM44 197V196H43ZM56 197V196H55ZM92 197V196H91ZM39 198V197H38ZM20 199L21 200H23V197L21 198V195H20ZM26 199V198H25ZM37 199V198H36ZM60 199V198H59ZM165 199H164V202H165ZM260 201V200H259ZM46 202V201H45ZM261 202V201H260ZM26 203V202H25ZM50 203V202H49ZM48 203V204H49ZM64 203H66V202H64ZM68 203V202H67ZM47 204V203H46ZM59 204V203H58ZM90 204V203H89ZM88 204V205H89ZM53 205V204H52ZM60 205V204H59ZM88 205H86V206H88ZM94 205V204H93ZM49 206V205H48ZM90 206V205H89ZM92 206V205H91ZM162 206H163V203H162ZM12 207V206H11ZM24 207V206H23ZM53 207V206H52ZM56 207V206H55ZM100 207V206H99ZM46 208V207H45ZM44 208V209H45ZM59 208V207H58ZM89 208V207H88ZM87 208V209H88ZM248 208V207H247ZM97 209H99V208H97ZM96 209V210H97ZM136 209V208H135ZM3 210V209H2ZM8 210V209H7ZM33 210H36V208L35 209H33ZM140 210V209H139ZM246 210V209H245ZM30 211V210H29ZM28 211V212H29ZM49 211H50V209H49ZM108 211V210H107ZM150 211V210H149ZM33 212V211H32ZM37 212V211H36ZM39 212V211H38ZM67 212V211H66ZM88 212V211H87ZM101 212H102V210H101ZM134 211H132V213H133ZM136 212V211H135ZM134 212V213H135ZM163 212V211H162ZM165 212V211H164ZM246 212V211H245ZM250 212V211H249ZM252 212V211H251ZM257 212H258V210H257ZM40 213V212H39ZM47 213V212H46ZM49 213V212H48ZM104 213V212H103ZM30 214V213H29ZM31 214H33V213H31ZM35 215H36V213H34ZM41 214V213H40ZM160 214H163V213H160ZM34 215V216H35ZM42 215H43V213H42ZM44 215H46V214H44ZM49 215V214H48ZM54 215V214H53ZM61 215V216H60ZM59 216H57V217H59L60 219H57V220H62V219H65V220H68V216H67V214L65 213V212H62V214H60ZM136 216H137V214H135ZM135 215H133L134 217H135ZM164 215H166V217H167V214L166 213H164ZM251 215V214H250ZM38 216V215H37ZM40 216V215H39ZM51 216V215H50ZM158 216H161V215H158ZM36 217V216H35ZM83 219H81V221H78L79 222V224H80V226L78 227L79 228V230H77V231H75L74 233L73 232H70V231H68V230H66V231H62V232H60V234H58V236L57 237H52V238H54L53 240H52V242H54L53 244H43V243H41L40 245H39V243H38V241L36 240V238H37V236H36V238H32V237H30V238H32L29 242V244H30V246L32 247H28L27 249H26V251L22 254V255H19V256H15V257H10L9 259H7V257L5 258L4 257V254L3 253H1V250H0V264H90L91 262H93V261H97V259L99 258L100 259V257H102V256H104V254H106L107 252H114V251H116V249L118 250V249H122V247H124V249L123 250H126L125 248H127V247H129V245H134V247H135V245L137 244V242H138V240H139V238L141 237V236H145V235H148V240H147V242L148 241H150L151 242V240H149V239H151L153 236H156L157 235V233H153V230L155 231V228H157V229H159V228H161V227H164L163 225L164 224H162L160 227H159V225L161 224V223H159V221H161L162 220V218L159 220V221H157V219H155V212H150V213H148L147 215H146V217L145 218H142V219H137L135 222H133V220H132V218H130V219H128V220H126V221H124L123 223H121V217L119 218V217H115V218H112V221H117V223H116V225H111L110 224V226H108V227H105L102 231L100 230V231H97V232H91V220H92V218L94 217V215H91V214H83ZM99 217V216H98ZM110 217V216H109ZM108 217V218H109ZM162 217V216H161ZM69 218H70V216H69ZM34 219V218H33ZM42 219V218H41ZM46 219H48V218H46ZM51 219V218H50ZM245 219V218H244ZM39 221V220H38ZM46 221V220H45ZM74 221H75V219H74ZM162 221H164V220H162ZM161 221V222H162ZM165 221L166 222H168L167 221V218L165 219ZM164 221V222H165ZM37 222V221H36ZM44 222V221H43ZM53 222H55V221H53ZM63 222V221H62ZM47 223V222H46ZM69 223V222H68ZM53 224V223H52ZM59 224V223H58ZM75 224V223H74ZM121 225L122 227H123V230H121V231H118L117 229H115L114 227H116V226H118V225ZM45 225V224H44ZM56 225V224H55ZM73 225V224H72ZM165 226L167 227V225H166V223H165ZM56 227H60V226H56ZM63 227V226H62ZM4 228V227H3ZM36 228V227H35ZM40 228V227H39ZM41 228H43V227H41ZM40 228V229H41ZM256 229V228H255ZM47 230V229H46ZM53 231V230H52ZM56 234H57V232H55ZM161 234H163V232L161 233ZM45 237V236H44ZM235 237V236H234ZM28 238H29V236H28ZM41 238V237H40ZM48 238V237H47ZM38 239V238H37ZM232 239H233V237H232ZM26 240V239H25ZM29 240V239H28ZM27 240V241H28ZM47 240V239H46ZM213 240V239H212ZM243 241V240H242ZM247 242V241H246ZM251 242V241H250ZM143 243H145V240L143 241ZM143 243H140V244H143ZM213 243V242H212ZM215 243H217V242H215ZM242 244H243V242H241ZM34 244V245H33ZM43 244V245H42ZM192 244V243H191ZM249 244H251V243H249ZM36 245V246H35ZM195 245V244H194ZM228 245V244H227ZM243 245H245V242H244V244ZM258 245H259V243H258ZM148 246V245H147ZM146 246V247H147ZM247 246V245H246ZM246 246H238L239 247V249H241V247H242V250H243V247L244 248H246ZM260 246H261V244H260ZM259 246V247H260ZM263 246V245H262ZM237 247V248H238ZM253 247H255V245L253 246ZM264 247V246H263ZM141 248H143V250H145L146 248H144V247H141ZM141 248H140V250H141ZM189 248V247H188ZM211 248V247H210ZM226 249L228 248V247H225ZM249 248V250H250V248L252 249V247H248ZM258 248V247H257ZM257 248H255V249H257ZM176 249V248H175ZM181 249V248H180ZM185 249V248H184ZM195 249V248H194ZM198 249V248H197ZM208 249V248H207ZM206 249V250H207ZM230 249V248H229ZM228 249V250H229ZM235 249H236V247H235ZM234 249V250H235ZM16 250V249H15ZM182 250V249H181ZM247 250V249H246ZM146 251V250H145ZM171 251V250H170ZM184 251V253H185V250H183ZM194 251V250H193ZM198 251V250H197ZM208 251V250H207ZM212 251V250H211ZM211 251H209L210 253H208V252H206L205 253V255H201V256H199L200 258L199 259H189V257H191V255L190 256H188L189 254H187V255H185L184 254V256H179V254H178V256H179V259L178 260H176V259H174V261L176 260V262L174 263V261H172L173 263H169V264H235L236 262V264H240V263H238L239 261H245L246 259H248V258H244V259H241L242 258V256H237L238 258H236V262H235V259H234V261L232 260V258L230 257V255L231 256H233V258L234 257H236V252H235V254H232V252H231V254L230 255H224V254H222V255H220V254H218L217 253V255L216 254H214L213 253V251L211 252ZM217 251V250H216ZM215 251V252H216ZM227 251V250H226ZM231 251V250H230ZM256 251V250H255ZM147 252H148V250H147ZM178 252V251H177ZM188 252V251H187ZM190 252V251H189ZM218 252V251H217ZM224 252V251H223ZM234 252V251H233ZM243 252V251H242ZM241 252V253H242ZM247 252V251H246ZM150 253H151V251H150ZM181 253H182V251H181ZM192 253V252H191ZM208 253V254H207ZM212 253V254H211ZM226 253V252H225ZM229 253V252H228ZM240 253V254H241ZM251 253V252H250ZM249 253V254H250ZM255 253V252H254ZM110 254H112V253H110ZM109 254V255H110ZM164 254V253H163ZM196 255H197V253H195ZM213 254L215 255V256H213ZM239 254V255H240ZM249 254H247V255H249ZM252 254H253V252H252ZM173 255V254H172ZM182 255H183V253H182ZM198 255H199V253H198ZM242 255V254H241ZM245 256H246V254H244ZM166 256H169V255H166ZM177 256V257H178ZM187 256H188V258H187ZM244 256V257H245ZM252 256V255H251ZM250 256V257H251ZM183 257V258H182ZM241 257V258H240ZM249 257V258H250ZM103 258V257H102ZM160 258V257H159ZM176 258V257H175ZM98 259V260H99ZM142 259V258H141ZM163 259V258H162ZM239 259H241V260H239ZM160 260H161V258H160ZM239 260V261H238ZM249 261H247L248 262V264H264V248H259V249H257V253H255L250 259H248ZM159 261V260H158ZM245 261V262H246ZM156 262H157V260H156ZM244 263V262H243ZM168 264V263H167ZM247 264V263H246Z\"/></svg>", "mask_w": 264, "mask_h": 264}]
</instances>
